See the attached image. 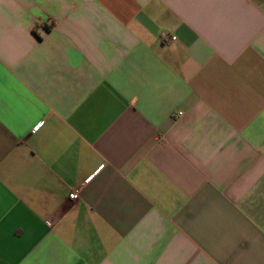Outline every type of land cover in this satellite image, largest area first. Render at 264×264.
<instances>
[{
  "label": "crops",
  "instance_id": "obj_1",
  "mask_svg": "<svg viewBox=\"0 0 264 264\" xmlns=\"http://www.w3.org/2000/svg\"><path fill=\"white\" fill-rule=\"evenodd\" d=\"M0 264H264V0H0Z\"/></svg>",
  "mask_w": 264,
  "mask_h": 264
},
{
  "label": "built area",
  "instance_id": "obj_2",
  "mask_svg": "<svg viewBox=\"0 0 264 264\" xmlns=\"http://www.w3.org/2000/svg\"><path fill=\"white\" fill-rule=\"evenodd\" d=\"M162 41L163 42H166V43H168V42H171V41H173V40H175L176 39V36H174V35H171V34H164V35H162ZM182 114V112H178V115H181ZM79 197V195H78V190H74L71 194H70V198L71 199H77Z\"/></svg>",
  "mask_w": 264,
  "mask_h": 264
}]
</instances>
